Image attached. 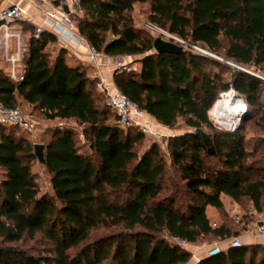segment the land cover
Listing matches in <instances>:
<instances>
[{"label":"trees","instance_id":"1","mask_svg":"<svg viewBox=\"0 0 264 264\" xmlns=\"http://www.w3.org/2000/svg\"><path fill=\"white\" fill-rule=\"evenodd\" d=\"M146 2L150 22L264 77V0H82L74 21L89 45L107 56H141L138 71H114L116 89L159 124L181 120L189 129L167 138V154L156 142L139 153L143 134L118 126L90 68L70 63L65 48L50 50L54 37L34 38L30 26L24 79L0 68V103L73 121L89 153L79 151L71 128L49 129L40 164L50 191L40 194L34 144L21 129L0 126V264H188L191 252L176 240L241 235L247 210L239 223L227 220L224 197L264 211V147L248 151L243 123L225 131L208 116L230 89L249 109L243 122L264 115V80L184 49L153 51V36L131 17L134 3ZM25 239L43 251L23 248ZM194 264H264V245L226 247Z\"/></svg>","mask_w":264,"mask_h":264},{"label":"built area","instance_id":"2","mask_svg":"<svg viewBox=\"0 0 264 264\" xmlns=\"http://www.w3.org/2000/svg\"><path fill=\"white\" fill-rule=\"evenodd\" d=\"M82 0H63L60 5L50 9H43L39 4L44 0H31V3L38 4V10L42 15V21L34 24L33 36L39 38L43 32L55 36L64 48H69L71 43L86 44L88 47L86 57L88 64L93 70V79L96 81V89L105 97V103L117 117V124L120 128L126 129L134 127L143 135L152 138L153 142L161 141L164 136L162 130L166 127L159 124L146 111L139 108L125 94L112 85L105 74V70L114 72L125 68L124 56H107L100 53L96 48L89 45L84 37L78 32L74 19L81 15ZM63 5L68 11L62 10ZM27 12L18 4H11L9 7L0 10V54L8 64L6 75L15 82L24 79L25 58L28 52V43L23 38V22L28 21ZM48 27V29H46ZM152 34L166 35L170 39L183 41L174 34L165 31L152 22H148L145 27ZM184 42V41H183ZM203 53L206 51L202 50ZM264 78V77H263ZM234 92L230 89L221 92L219 97ZM56 126H64L65 119L60 120ZM14 126L21 129L28 136L35 138L39 132V122L32 116L30 111L22 107H9L0 103V126ZM172 136V135H171ZM39 143L33 141V144ZM163 143V142H161ZM166 143L162 144L165 148ZM235 222L239 223L240 218L236 217ZM215 226V223H213ZM255 235L264 240V219L255 226ZM182 247L188 243L182 239L176 240ZM247 244L243 235L231 238L227 247ZM222 250L214 246L208 250L207 255H214ZM206 255V256H207Z\"/></svg>","mask_w":264,"mask_h":264},{"label":"rangeland","instance_id":"3","mask_svg":"<svg viewBox=\"0 0 264 264\" xmlns=\"http://www.w3.org/2000/svg\"><path fill=\"white\" fill-rule=\"evenodd\" d=\"M148 15H149V2L134 3L132 11H131V17H132L133 24L135 27L149 32L145 28L146 24L148 22H150ZM165 31H167V30H165ZM30 32H32V31H30ZM149 33L153 36V38L159 37V38L166 40V41H172L178 45H181L183 47V49L186 51H191L193 53H198L201 55L212 57L214 59H217L219 61L226 63L230 67V69H233V68L238 69L239 68L243 71L249 72L250 74H253L254 76L260 77L261 79L264 80L262 75L255 73L251 68L241 67V66L233 63L232 61L225 59L223 56L206 49L201 44H194V43H191V42H189L187 40H183V39L182 40L184 42L183 41L180 42V41H176L174 39H170L166 35L156 34V33L152 34L151 32H149ZM202 50L206 51V53H203ZM153 51H154V49H153ZM140 58H141V56H139V55L124 56V62H125L124 70L134 71V72L138 71L140 68V63H139ZM0 68L4 69V66L0 64ZM226 75H227L226 77H229V73H227ZM233 93L236 97L240 98L243 102H245V100L243 99V97L241 95H239L235 91ZM218 98H219V96H218ZM261 104L264 108V93L261 96ZM18 106L22 107V108H26L28 111H30V113L33 115V117L39 122V129L40 130L38 132V135L35 138H32L25 133L27 138L32 143H33V141H37L39 143H42V141L47 139L44 136L45 133L49 129H53L59 122H61L58 119L47 120L41 114H39L37 111H34L30 106L29 107L23 106L22 104H19ZM213 107H214V104L208 112L209 119L213 125H215L219 129H222L225 131H234V130L238 129V127L240 125H242V123H243V125H245L244 133H245V137H246V149L248 151L253 150V148H256V147L259 149H263L264 143L262 141L264 140V115H263L261 110H258L257 112L253 113V115H252V113H250V118L248 120H246L245 122H243L244 116H246L249 113V109L247 108V105H246L245 111L243 112V114H240L238 116L239 119H238L237 125L234 128H231V127H228L230 125L227 124L223 120L222 116L218 115V117L220 118V120H222L223 123H220L216 119V117L212 111ZM113 116L114 115H112V117ZM64 126L71 128L74 131V133H75V135H74L75 144L79 148V151L81 153H89L88 145H87L85 138L81 132L82 131L81 126H79L78 124L74 123L71 120L70 121H64ZM186 130H189V129H187V127H185L183 125L181 120H178V123L173 128L165 127L162 130V133L164 136L162 137L161 141L156 142V143H158L160 150L164 154H167V148H166V146H165V148H163L162 144L166 143L167 138L169 136L175 135L178 133H182ZM143 136H144V138H143L142 143L138 144V147H137L139 153L142 152L144 149H146L151 142H153L151 137L146 136V135H143ZM161 142H163V143H161ZM258 157L259 156H257V158ZM33 171L35 173L39 193L41 194V193L49 192L50 191L49 175L47 174L45 168L40 163H38L36 161L34 164ZM0 177H1V175H0ZM225 206L229 210V212L227 214V220L234 222V218L239 217L241 219L243 217L241 214H238L235 210H233L231 208L232 207L231 203L225 202ZM262 219H264V211L261 213H258L257 221H255V226ZM230 239L219 240L213 236H207L195 244H190V245L188 244L186 247H188L191 250V258H190V261L188 264H193L195 259L198 258L199 256H206L208 253V250L214 246H217L221 249L226 248ZM258 239L262 241V243H259V244L264 245V240L262 238H259V237H258ZM20 245L23 248H25L28 251L33 252V253H41L43 251L42 250V244L40 243V241L25 239Z\"/></svg>","mask_w":264,"mask_h":264},{"label":"crops","instance_id":"4","mask_svg":"<svg viewBox=\"0 0 264 264\" xmlns=\"http://www.w3.org/2000/svg\"><path fill=\"white\" fill-rule=\"evenodd\" d=\"M30 1L31 0H0V10L9 7L11 4H18V5L22 6L25 9V11L27 12V18L29 20L22 23V25H23V38L26 42H28V39L31 36V32H30L29 27L30 26L33 27L34 24L40 23L42 21V15H41L40 11L38 10V4L37 3H31ZM39 5L43 9H50V8L55 6L52 4L51 0H44V2L39 4ZM62 10H64L63 7H62ZM46 29H48V27H46ZM53 37H54V41L49 43L48 48L50 50H57L59 48H64V46L59 41L56 40L55 36H53ZM65 49L67 51V56H68V60L70 61V63H81L85 66H88L90 68L89 69L90 77L93 78L92 77L93 70H92V67L88 64L87 57H86V53L88 50L87 45L86 44H75L72 42L71 45L69 46V48H65ZM0 64L4 66V69H2V68L1 69L4 72H6L8 64L5 62V60L3 59L1 54H0ZM113 73L114 72H112L108 69L105 70V74L108 78V81L112 85H114ZM22 105L29 107V105L27 103H23ZM223 200H224V202L231 203V205H232L231 208L233 210H235L238 214H241L242 216H245L246 210H247L248 217L244 218L242 220V222L240 223V226L242 227L241 235H243L246 238L247 244L262 243V241L259 240L258 237L255 235V221H257L258 213L256 211H254V209L252 207H248V209L247 208L243 209V208L239 207L238 205H236L235 203L230 202L225 197L223 198ZM210 214L212 215V217L214 219V223H216V221H217L216 214L213 211H210ZM186 248L191 252V250L188 247H186ZM202 257L203 256H199L198 258H196L195 261L193 262V264Z\"/></svg>","mask_w":264,"mask_h":264},{"label":"bare ground","instance_id":"5","mask_svg":"<svg viewBox=\"0 0 264 264\" xmlns=\"http://www.w3.org/2000/svg\"><path fill=\"white\" fill-rule=\"evenodd\" d=\"M245 107V102L236 97L234 93L229 92L217 99L212 111L220 123L223 122L218 115L222 116L223 120L230 125L228 127L234 128L237 125L238 116L243 114Z\"/></svg>","mask_w":264,"mask_h":264},{"label":"water","instance_id":"6","mask_svg":"<svg viewBox=\"0 0 264 264\" xmlns=\"http://www.w3.org/2000/svg\"><path fill=\"white\" fill-rule=\"evenodd\" d=\"M63 9L65 12L68 11L66 5H63ZM152 47H153L154 51L157 53L166 52V53L179 54L183 51V47L181 45H178L172 41L163 40L159 37L153 38ZM196 133L201 134L202 131L200 129H197ZM44 148H45V146L43 143H35L34 144V154L37 158V161L41 164L44 163V161H45L44 160V153H43Z\"/></svg>","mask_w":264,"mask_h":264}]
</instances>
